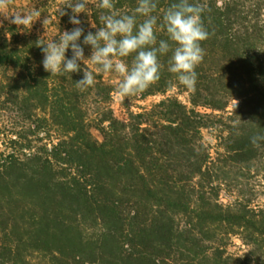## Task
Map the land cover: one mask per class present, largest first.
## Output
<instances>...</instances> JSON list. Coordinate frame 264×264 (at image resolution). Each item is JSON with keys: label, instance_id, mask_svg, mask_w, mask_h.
<instances>
[{"label": "trees", "instance_id": "obj_1", "mask_svg": "<svg viewBox=\"0 0 264 264\" xmlns=\"http://www.w3.org/2000/svg\"><path fill=\"white\" fill-rule=\"evenodd\" d=\"M156 2V46L174 49L163 16L178 0ZM190 2L204 6L209 32L195 90L168 71L170 50L157 82L122 97L123 119L118 74L89 62L96 83L81 89L83 62L45 71L40 46L76 25L53 37L0 27V74L11 80L0 103L14 107L1 109L0 264H264V140L252 143L264 135V0ZM99 3L78 16L85 35L109 14ZM138 3L114 0L111 11L139 25Z\"/></svg>", "mask_w": 264, "mask_h": 264}, {"label": "clouds", "instance_id": "obj_2", "mask_svg": "<svg viewBox=\"0 0 264 264\" xmlns=\"http://www.w3.org/2000/svg\"><path fill=\"white\" fill-rule=\"evenodd\" d=\"M90 2L91 0H70L68 3L66 8H70L73 13L70 23L77 27L70 32L63 31L58 38L40 46L45 71L51 75L60 74L62 71L74 73L81 70L80 62L86 66L91 62L98 66L97 71L116 73L123 78L116 89L119 96H134L144 92L160 79L163 65L159 58L171 50L168 71L176 74L180 85L195 90L196 68L205 55L201 43L209 38V32L202 22V13L205 10L203 5L192 3L190 0H178L167 9L163 16L164 26L169 39L177 45L171 49L166 40H160L156 46L157 17L151 15L157 8L156 0H139L135 12L146 17L139 25L136 15H119L111 11L114 8V0H100L97 6L109 10V14L100 17L103 26L95 34L89 31L85 35L78 16L86 12ZM10 4L11 0H0V9H6ZM65 9L62 10L61 16L67 15ZM5 18L17 27H27L40 19L41 14L39 10L34 9ZM47 23L48 19L45 17L44 27ZM91 26L96 27L93 23ZM81 37L84 45L91 46L92 53L89 58H85L84 48L80 43ZM69 49L73 53L71 58L66 55ZM133 53L135 58L131 66L120 59ZM95 83L94 71L87 66L83 78L77 81V87L83 89L94 86ZM261 140H264V135L252 137L254 146Z\"/></svg>", "mask_w": 264, "mask_h": 264}, {"label": "rangeland", "instance_id": "obj_3", "mask_svg": "<svg viewBox=\"0 0 264 264\" xmlns=\"http://www.w3.org/2000/svg\"><path fill=\"white\" fill-rule=\"evenodd\" d=\"M93 0H91L92 2ZM70 0H11V4L6 8V9H0V27H3L5 29L9 28L10 26H14L15 24L10 23L9 19L5 18V16H11L15 13H20V12H31L34 9H37L40 11L41 18L38 19L32 26L29 25L27 27H18L20 31L28 34H41L44 37H53L54 33L56 30L62 26H68L70 22V17L72 16V10L70 8H66ZM90 2V4H91ZM88 5V8L85 10L88 12V10L91 8V5ZM66 8V9H65ZM67 12V15L61 16L62 10ZM86 12L82 13L85 14L86 17ZM47 17L48 23L43 25V19ZM46 28V29H45ZM107 79L113 82H119V76L114 75V74H108ZM9 82L11 80L9 78H6L4 74H0V96L2 95V92H10L11 87L8 86ZM5 85V87H3ZM14 90H12L13 92ZM6 96V94H5ZM162 97L161 96H154L146 100L144 102V105L150 106L155 102H158ZM182 100L187 102L189 100V97L187 94H184L181 96ZM1 100H6L4 97ZM9 100V97H8ZM7 101V100H6ZM2 108H10V110L13 107L11 103H5L2 105L0 103V124H1V116H2ZM114 109L116 112V115L119 118H125L126 113L125 110L122 106V97L117 96L114 102ZM6 112V111H4ZM10 114H13L10 113ZM211 140V139H210ZM4 146L0 142V150H2ZM262 202L264 203V195L262 196ZM234 242L236 245L231 246L230 250L231 252H240L241 250L244 249L243 244L240 242L238 238H234Z\"/></svg>", "mask_w": 264, "mask_h": 264}]
</instances>
